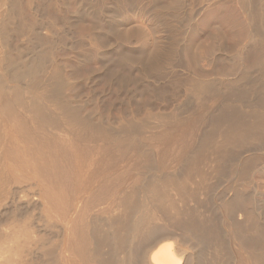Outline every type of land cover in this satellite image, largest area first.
Returning a JSON list of instances; mask_svg holds the SVG:
<instances>
[{"label": "bare ground", "instance_id": "6f19581e", "mask_svg": "<svg viewBox=\"0 0 264 264\" xmlns=\"http://www.w3.org/2000/svg\"><path fill=\"white\" fill-rule=\"evenodd\" d=\"M197 1L200 7L203 2L208 7L221 3L239 7L246 25L241 21L237 25L244 26L246 44L238 48L235 44L236 49L231 51L232 45L229 49L223 39L213 37L214 47L234 56L227 60L210 55L208 60L232 71L240 70L241 79L226 83L222 91L223 84L215 88L190 76L178 73L169 76L147 88V92L151 90L156 101L170 106L177 102L182 89L197 105L183 112L177 107L173 115L149 117L140 129L130 126L115 133L101 116L81 113L82 109L75 110L63 102L60 95L63 81L58 80V74L53 79L50 77L53 74H48L47 81L41 78L39 71L45 62L39 61L45 57L43 54L38 62L25 61L18 54L16 58L10 56L14 33L27 36L29 27L25 22L20 30L13 25V16L24 18L19 0H0V49H5L0 51V264H25V258L37 261L39 255L52 260L59 245L54 243L55 246L53 240L71 235L70 241L78 238V234L83 245H87L84 248L89 246L87 253L99 264H133L135 259L136 264H155L154 253L168 242L174 245L171 255L180 259L181 264H195L196 248L211 244V230L203 225L207 222L198 221L200 216L196 218L193 211L184 209V204L198 195L193 197L188 181L194 176L206 179L203 167L210 166L218 178L230 176L237 184L252 188L257 160L244 158L234 162L233 158L245 149L264 147V91L257 89L264 84V0ZM174 4L162 7L155 15H145L158 35L153 49L119 57L122 62L144 73L160 75L165 62L178 56L177 42L183 43L198 34L197 29L182 26L184 21L177 15L181 2ZM123 6L117 3V11L111 14L116 26L120 25L119 20L131 16L127 5ZM201 9L204 7L196 10L194 16ZM171 38L173 43L169 41ZM250 67L256 68L259 80H251L245 72ZM21 80H28L26 88L20 85ZM259 91L262 94L258 99L253 97L246 103L245 94L255 95ZM234 102L238 109L229 106ZM144 147L160 151L155 156L142 150ZM116 149L122 159L127 152L135 151L140 161L136 158L137 162L127 170L119 167L114 158ZM58 179L60 183L63 181L62 191L68 190L73 197L67 198L71 199V206L66 212V205L63 221L56 217L62 224L52 222V211L49 214L45 211L52 201L48 200L50 193L59 187ZM240 196L222 205L225 218L231 222L230 240L239 242L240 260L264 264V223L259 221L256 210L250 208L249 200ZM8 207L14 208L4 222L3 210ZM240 216L243 221L236 219ZM47 238L53 239L51 245ZM112 244L116 253L123 255L122 260L107 259L101 252L102 246ZM227 257L205 264H228Z\"/></svg>", "mask_w": 264, "mask_h": 264}, {"label": "rangeland", "instance_id": "374dc122", "mask_svg": "<svg viewBox=\"0 0 264 264\" xmlns=\"http://www.w3.org/2000/svg\"><path fill=\"white\" fill-rule=\"evenodd\" d=\"M19 1L22 3L19 2L21 4V7L19 6L20 10H23L21 12H25L23 13L24 18L22 16V20L18 17V20L17 15H11L14 17L13 25L20 30L22 23L25 22L29 30H26L25 34H27V36L24 35V37L16 36L14 33L15 36L11 40L12 46L11 52H9L10 56L16 58L18 54L25 61L35 59L38 62V59H41L44 55L45 57L39 61V63L45 62L41 66V72L39 71L41 78L46 80L53 74V76H50L53 79V77H57L56 74H58V80L61 79L64 85L63 86L59 81V84H61L60 86L63 88H61L63 93L62 90L60 92V95L65 100L63 102L65 104L67 103V105L69 104L68 106L75 110L80 111L82 109L83 111L81 110V113H91L101 116L105 122L107 121L106 125L111 127L115 133H119V129L125 130L130 126L134 129H140L141 126L147 122L149 117L173 115L177 107L178 109L180 107V111L183 112L187 108H194L197 105L194 99H191L182 89L180 90V97L176 102L177 104L173 103L170 106H164L161 101H156L151 94V90L150 93L147 92V88H152L154 84H159V82L165 80L169 76L176 75L177 73L190 76L205 84L212 85L215 88H219V85L223 84L221 87L222 91L226 83H235L241 79L242 74H240V70L232 71L222 67L220 64H212L208 60L210 55L223 57L227 60L233 59L234 56L233 53L224 54L219 47H214L213 37L215 39H223L225 46L229 47V49L232 45L231 51L232 49L235 50V47L238 48L241 44H246V34L243 28L246 22L237 4L221 3L213 4L208 7L206 6L208 4L203 2L201 7H204V9H201L199 15L196 17L194 16V12L201 8L197 0H131L132 4L129 0ZM119 2L122 6L127 5L126 9L128 8V10H130L131 16L127 19L119 20L120 25L116 26V20L113 21L114 18L111 17V14L117 11L116 5ZM180 2L182 8L177 15L184 21L182 26L188 29H197L198 34L189 36L183 43L178 44L177 42L176 47L179 46L178 56L172 57L167 61L168 63L165 62L160 70V75L157 73H144L119 59V57L126 58L141 52L151 51L158 35L151 24L146 21L145 15H155L154 13L160 12L162 7L166 9V7H171L174 3ZM237 21H241L244 26H238ZM31 28L33 31L30 30ZM175 39L177 40L178 38ZM169 41L173 43V38ZM235 44H237V46H235ZM170 46L171 45H168V47ZM1 50L5 52L3 47H1L0 51ZM52 71L54 73H52ZM245 72L250 76L251 80H259V74L256 72V68L250 67L248 70H245ZM22 81L23 83H20V85L26 88L28 83L26 84L25 81L28 82V80H21V82ZM257 89L264 91V84L258 85ZM144 90H146L145 92L147 94ZM261 94V91L255 95L245 94L247 97L246 103H250L253 97L258 99ZM232 98L235 99V96H232ZM229 106L238 109L235 102L229 103ZM211 111L214 113V107H212ZM155 148L144 147L142 150L150 151L156 156L160 150ZM117 150L118 149L115 150L116 156H114V158L119 167H125L127 170L128 166L137 162L136 158L140 161L138 155L134 154L136 153L135 151H131V154L127 152L126 156L122 159L120 151ZM117 156L121 159L118 160ZM126 157L129 158V161ZM235 157L233 158L234 162H239L244 158H253L257 160V168L252 172V188H245L240 183L237 184L238 181L230 176L218 178V176L212 173L213 171L210 166L203 167V171L207 177L206 179L200 178V176H197V178L194 176L188 181V189L190 187L189 191H191V193L194 192L192 193L193 197L198 195L188 201L186 203L187 205L184 204V209L191 212L193 211L192 213H195L196 218L200 216L199 219L197 218L198 221L207 222L203 225L208 227V231L211 230V235L213 237V239H211V244L207 243L204 246L199 245L197 247L198 249L196 248L195 264H205L214 259L220 260L223 256H228V264H246V262L240 260V254L238 255L237 253L240 250L239 242L237 240L233 242L230 240L231 222L228 218H225L226 215L222 210V205L231 201L235 196L241 195L240 197H243V199L246 198L249 200V203H251V205L249 204L250 208L256 210L255 212L257 215H255L259 218L260 222L264 223V147L245 149L243 153ZM136 173L137 172H135V174ZM135 174L133 172V175ZM191 180H193V184ZM60 182V180L59 184L57 182L56 186H59L55 189V191H57L50 193V195H52L49 196L50 198L48 199L52 201L54 199L55 202L49 201V204L47 203L48 208L45 210L47 213L50 210L52 211L50 215H52L54 219L48 215L49 213L46 215L48 218H52H50L52 222L55 220V223L58 222L57 219L60 220V218L63 221L66 212L70 211V200L73 198L71 192L68 190L62 191L64 189H62L63 181L62 183ZM130 182L131 181H129V183ZM192 189L194 191H192ZM62 192H68L70 195L66 193V198L65 196L63 198L64 194ZM63 199L66 200L64 201ZM68 201L70 202L68 203ZM49 205H52V208L49 207ZM66 205L68 209H66ZM63 206H65V208L62 209ZM185 207L189 208L186 209ZM8 208L5 209L6 211L3 210L4 222L8 219L14 207ZM53 208H55L56 211ZM65 209L66 212H64ZM236 219H239L238 221H243V216L236 217ZM61 222L59 221L58 223ZM61 227L63 228L62 225ZM79 236L78 234L77 237L79 238V242H77L78 238L75 237V240L73 238L70 239V241L73 239L71 243L69 241V237H72L71 235L67 238L63 237L64 239L62 237V239L55 238L54 240L47 238L46 240H49V242H47L50 245L53 241V244L60 245L56 246L54 244L58 247L54 258L50 260L39 255L37 256V261H33V258L27 257L28 259L25 258L24 263L99 264L96 262V259L91 257V253H87L89 252L87 251L89 246L88 248L85 247V249L84 246L87 245L86 243L83 245V238L80 239L81 236ZM59 240H61V242ZM50 241L52 242L50 243ZM68 241L69 243H67ZM44 244L47 246L46 241H44ZM84 249L86 251H84ZM173 251L175 252V249ZM101 252L110 260L116 258L118 260L120 258V260L123 259L121 253H116L113 244L105 248L102 246ZM135 253L136 252H134V255ZM57 254H59V257ZM206 254L208 256H206ZM135 260H133V264H136Z\"/></svg>", "mask_w": 264, "mask_h": 264}, {"label": "clouds", "instance_id": "9594fccd", "mask_svg": "<svg viewBox=\"0 0 264 264\" xmlns=\"http://www.w3.org/2000/svg\"><path fill=\"white\" fill-rule=\"evenodd\" d=\"M174 245L170 242L165 244L159 251L154 253L152 259L155 264H181V260L171 255ZM167 251V255L165 252Z\"/></svg>", "mask_w": 264, "mask_h": 264}]
</instances>
